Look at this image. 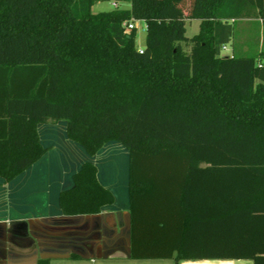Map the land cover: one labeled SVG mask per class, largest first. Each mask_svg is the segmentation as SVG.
I'll use <instances>...</instances> for the list:
<instances>
[{
    "label": "trees",
    "instance_id": "16d2710c",
    "mask_svg": "<svg viewBox=\"0 0 264 264\" xmlns=\"http://www.w3.org/2000/svg\"><path fill=\"white\" fill-rule=\"evenodd\" d=\"M105 1L0 0V178L42 159L38 127L64 121L89 156L128 151L134 259L264 264V38L254 54L234 40L238 20L264 35V0H114L94 13ZM130 20L147 24L143 49ZM73 181L64 215L115 203L94 163Z\"/></svg>",
    "mask_w": 264,
    "mask_h": 264
},
{
    "label": "crops",
    "instance_id": "0c3cea01",
    "mask_svg": "<svg viewBox=\"0 0 264 264\" xmlns=\"http://www.w3.org/2000/svg\"><path fill=\"white\" fill-rule=\"evenodd\" d=\"M38 131L48 149L42 159L9 183L0 178V264H254L134 259L128 151L111 142L89 156L68 139L64 121L42 124ZM121 154L122 169L117 166ZM86 162L97 166L98 179L115 203L99 214L64 215L61 194L73 187V176Z\"/></svg>",
    "mask_w": 264,
    "mask_h": 264
},
{
    "label": "rangeland",
    "instance_id": "374dc122",
    "mask_svg": "<svg viewBox=\"0 0 264 264\" xmlns=\"http://www.w3.org/2000/svg\"><path fill=\"white\" fill-rule=\"evenodd\" d=\"M192 0H186L187 6L191 4ZM124 8L129 7L128 4H122ZM113 9L112 1H105L96 4L93 7L94 13L105 12ZM136 28V46L139 49H143L146 45V36H147V24L145 21H136L135 22ZM200 30V21L192 20L187 21V33L186 36L188 38H192L193 36L197 35ZM235 42L237 45L242 47V44L245 46V50H248V53L254 54L257 53L258 49H262V40L264 38L262 32V22L259 20H254L252 22L247 20H238L235 23ZM259 44L260 48H259ZM230 49H225L224 54L230 55L231 49L233 48V42L228 46ZM121 159L117 163V166L122 169L125 166V160L122 158V154L119 155Z\"/></svg>",
    "mask_w": 264,
    "mask_h": 264
},
{
    "label": "built area",
    "instance_id": "2783aa9c",
    "mask_svg": "<svg viewBox=\"0 0 264 264\" xmlns=\"http://www.w3.org/2000/svg\"><path fill=\"white\" fill-rule=\"evenodd\" d=\"M112 6L113 8H119V3H117L116 1H112ZM135 20H130V21H127L123 24V28L125 30V33L127 34H130L133 30H135L136 28V25H135ZM226 49V48H224ZM142 52V51H141Z\"/></svg>",
    "mask_w": 264,
    "mask_h": 264
}]
</instances>
